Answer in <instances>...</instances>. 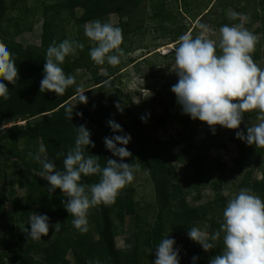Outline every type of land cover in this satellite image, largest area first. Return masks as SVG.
I'll return each mask as SVG.
<instances>
[{
  "label": "rangeland",
  "instance_id": "rangeland-1",
  "mask_svg": "<svg viewBox=\"0 0 264 264\" xmlns=\"http://www.w3.org/2000/svg\"><path fill=\"white\" fill-rule=\"evenodd\" d=\"M16 1L21 7L20 1ZM23 1L28 12L31 9H42L43 6L54 4L59 0ZM147 1L149 0H144L139 5L130 4V2H119V4L108 8L107 17L101 21L102 23H111L114 27L122 29L123 43L121 47L125 51L126 57L121 58L118 72L108 74V71L101 68L96 75L83 69L72 73V76L76 79L74 87L83 89L85 91L83 95L87 97L92 105L99 106L109 113L108 118L105 119V126L109 131L105 133L104 138L97 142L95 147L97 152L94 156L96 157L106 150L104 145L106 137L111 138L113 135L127 134L131 136V143L138 131L143 133L149 143H166L169 145V139L178 141L179 144L173 148L171 147V152L174 154L184 149L183 141L189 136L192 128L194 129V137L191 138V142L195 147L201 146L204 140L214 136L217 138L215 142L223 145L222 148L217 147L209 150L205 155V159L210 166H223V170L226 172L223 176L221 194L223 197L232 199L236 195L233 193L237 190L236 186L242 180V176L229 177L227 172L234 167V162L238 158L237 144L233 141L232 134L225 132L224 128L220 126L215 127V134H213L212 131L208 132L206 124L198 120L193 121L182 114V109L176 115L171 112V88L178 82V77L175 73V59L171 62L169 59H164V56L170 54L178 46L180 38L184 34H191L193 38L199 35V29L196 27L198 23L211 26L216 32V35L211 36V38L216 39L220 27L240 23L239 20L230 18V12L235 11L249 17L244 26L260 37L252 57L258 55L259 59L255 62L264 69V25L261 21L262 17L264 18V0H170L165 3L164 9V13L170 17L169 23H162L157 18L153 20L154 10L149 7ZM118 11L121 13H118ZM82 14V9L74 10L76 19H79ZM60 18H65L62 23L65 24L67 34H69L68 37H71L74 34L71 30L74 22L72 17L66 13ZM88 24L89 22L85 26ZM179 26L183 27L184 32L174 43L171 34ZM49 27L48 22L40 20L33 27L27 29L25 33L16 37L15 42L24 48L28 46L47 48L53 43ZM44 28L47 32L46 37L42 35ZM106 81L107 83H105ZM77 92L67 102L68 107H72L73 110H77L82 105V101L79 100L80 92ZM117 104L123 108L122 113L117 110ZM45 117H49V114L40 115L30 120H13L0 126V131L8 129L14 124L21 128L27 124L34 125L39 121L41 122ZM142 118L144 122H142ZM110 120L118 123L123 132L113 133L108 126ZM257 123H259L258 119L256 120ZM68 133L71 139L70 131ZM42 147L45 149L42 142L34 147L29 141L19 139H12L3 147H0V195L3 199L4 209L3 216H0V234L6 232L7 240L10 238H13V240L18 239L16 248L13 249L22 252L30 250L37 261L42 260L41 252H36L38 249L59 241L60 246L69 245L65 255V263L62 264H76L77 258L73 257L71 253L73 250H70V248H75L77 257L83 260L84 263L87 261L93 264L89 258H85L87 257L85 251L90 250L99 240L98 227L95 222L98 220L96 219L98 209L93 207L89 210V224L86 233L81 234L73 227V217L65 211L63 205L67 200L66 194H62L57 189L49 197V185L47 181L39 176V165L41 166V164L34 157L39 156L42 160L49 159L46 149L44 152L40 151ZM26 150L31 153V156L28 154V157L33 160L32 162L24 158ZM253 152V150L250 151V153ZM33 163L36 166L32 167ZM133 168L136 169L134 181L120 191L116 201L118 198L126 196L132 203L139 206L133 215L124 218L123 225L120 226L114 217V204L110 205L112 229L115 235L114 246L117 250L124 248V240L126 239H129L131 244L137 245L135 241L136 233H138L137 229L142 228L145 225L143 223H150L154 219V212L152 211L155 206L153 182L146 171L138 166H133ZM255 168L252 177L259 180L261 176L258 167ZM172 169L178 180L183 183L187 176L184 167L181 164L174 163ZM20 181L26 182L23 188L19 185ZM59 193H61V200H57V194ZM28 196L35 197L40 201V204H29ZM211 199H213V193L208 189H204L189 194L185 201L188 205L196 207ZM60 201L63 204H59ZM23 213H25V216L28 215V219L17 222L16 219L22 217ZM32 214L47 215L49 217V234L45 237L44 244L39 241H30L27 236V230H30L28 223ZM176 221L179 223L173 224L170 230L172 235L179 240L180 235L184 233L183 231L190 226L188 214L179 215ZM194 221L198 229L206 232L207 225L202 217L196 216ZM56 224H60L58 231H55L54 226ZM139 249L141 248L139 247ZM99 264L103 263L99 262Z\"/></svg>",
  "mask_w": 264,
  "mask_h": 264
},
{
  "label": "trees",
  "instance_id": "trees-1",
  "mask_svg": "<svg viewBox=\"0 0 264 264\" xmlns=\"http://www.w3.org/2000/svg\"><path fill=\"white\" fill-rule=\"evenodd\" d=\"M19 1L21 7H19L16 0H0V43H3L13 54L19 74L15 85H9L5 82L9 89L10 98L7 101L0 99V126L13 120H30L44 114H49V117H45L41 122L39 121L40 123L37 122L34 125L27 124L21 128L14 124L8 129L0 131V147H3L4 144H7L12 139L27 140L34 147L39 142H42L49 159L54 161L58 170H63V160L75 144L76 132L74 128L78 129L81 125L86 126V129L91 133V141L96 147L97 142L104 138L105 133L109 131L105 126V119L108 118L109 113L99 106L92 105L87 100L86 104H82L77 110H73L72 120L70 121L67 118L66 109L69 108L67 102L78 93L74 86L69 87L63 96H56L54 93L47 92V90L40 92L46 51L50 45L47 48L29 46L24 48L15 42V38L25 33L27 29L33 27L40 20H44L49 23V32H51L52 41H55L56 44L69 39L84 45L82 51L78 50L77 55L74 57H67L64 64L61 65L66 75H72L73 72L80 69L91 72L94 75L101 68L108 71V74L110 72H118L120 64L117 66H110L107 63L96 65L91 60L89 51L94 44L85 36L84 26L86 23L97 19L102 21L107 17L108 8L119 4V2H130V4L139 5L144 0H59L54 4L43 6L42 9H31L28 12L25 8V2L23 0ZM169 1H147L149 7L154 10L153 20L157 18L162 23L170 22V17L164 13L165 3ZM78 8L83 10V14L79 19H76L74 10ZM66 13L74 21H72L73 29H71L74 34L71 37H68L69 34H67L65 24L62 23L65 18H60ZM118 13L121 12L118 11ZM261 21L264 25L263 17ZM183 32V27L179 26L175 29L174 33L171 34V39H173L174 43L181 37ZM46 33L44 28L43 37H46ZM174 51L175 49L170 54L165 55L164 59H169L173 62L175 59ZM252 58L254 62L259 59L258 55ZM171 96L170 110L176 115L181 111V107L177 104L175 95L171 93ZM77 113H81L82 116L78 117ZM128 113L132 115L130 112ZM256 120V113H246L239 129H224L225 132L232 134L233 141L238 147V158L234 162V167L227 172L229 177L242 176L241 182L237 186L235 185L237 190L233 192L234 194H238L241 189L247 188L264 199V147H257L254 144L248 145L236 138L237 131L246 135L247 127L255 125ZM183 123L189 124L187 122ZM206 129L208 132L211 131L208 126ZM193 130L191 128V133L183 141L184 149L174 154L171 152V147L173 148L179 144L178 141L169 139V145L166 143H149L143 133L138 131L134 140L127 147L132 156L123 162L138 166L146 171L153 182L155 206L152 211L154 212V219L150 223H143L145 225L137 229L138 233H136L135 239L137 245L131 244L129 239H126L124 240V248L117 250L114 246L115 235L112 229L111 207L110 205L105 206L102 204L96 206L98 209L96 219L98 220L95 222L98 227L99 240L90 250L85 251V255H87L85 258H89L93 264L97 261L103 264H153L156 259L155 248L167 235V239L175 240V247L179 249V264H192L193 257L197 258L196 264H210V260L221 253L223 249V233H221L220 239L214 242L215 248L208 252H204L187 235L189 229L196 227V222L194 221L196 216L202 217L207 225L205 233L211 235L219 231L223 222V210L231 199L230 197H223L221 194L223 176L226 172L223 170V166H210L205 159V155L209 150L223 147V145L217 144L215 142L217 138L214 136L204 140L201 146L195 147L191 142V138L194 137ZM68 131L72 135L71 139ZM95 147L87 148L86 152L94 156L95 152H97ZM251 150L254 152L250 153ZM28 152V150L24 152V158L32 162L33 160L28 157V154H30ZM32 154L34 155L33 152ZM96 157L100 159L102 167L105 166L108 159H117L107 150L102 151ZM174 163L181 164L187 172L183 183L173 173L172 165ZM31 166L34 167L36 165L33 163ZM256 166L261 176L259 180L252 177ZM39 168V172H41L42 167L40 165ZM98 182L99 176L82 177V183L87 185ZM25 183L20 181L19 185L23 188ZM204 189H208L213 193V199L196 207L186 203L185 198L189 194ZM28 198L31 205L40 204V201L35 197L28 196ZM61 199V193L57 194V200ZM138 206L126 196L117 199L114 204V217L120 226L123 225L124 218L133 215ZM183 213L188 214L190 226L183 231L184 233L177 240L172 235L170 227L179 223L176 220ZM3 214V199H1L0 195V216H3ZM24 214L22 217H18L16 221L23 222L28 219V215L26 214L27 216H25ZM5 233L0 234V264L65 263V255L69 245L60 246L59 241L50 246L45 245L44 248L36 251L42 254V260L37 261L30 250L22 252L21 250L13 249L16 248L18 239L13 240V238H10L7 240ZM41 239L42 241L39 242L44 244L43 241L46 238L44 237L43 239L42 237ZM70 250H73L71 252L73 257L77 258L76 264H90L87 261L84 263L83 260L77 257L75 248H70Z\"/></svg>",
  "mask_w": 264,
  "mask_h": 264
},
{
  "label": "clouds",
  "instance_id": "clouds-1",
  "mask_svg": "<svg viewBox=\"0 0 264 264\" xmlns=\"http://www.w3.org/2000/svg\"><path fill=\"white\" fill-rule=\"evenodd\" d=\"M230 18L240 23L220 27L216 39L211 38L216 35L215 30L203 23L196 25L200 34L195 38L191 34L180 38L174 51L178 82L172 86L171 92L182 114L206 124L213 134L216 126L237 130L246 113H256L259 123L247 127L246 135L237 131L236 138L248 145L264 147V69L252 58L260 37L244 26L248 16L232 11ZM84 34L94 44L89 56L96 65L107 63L117 66L121 58L126 57L121 47V28L97 19L85 26ZM83 48L84 45L75 40L65 39L59 44L53 41L46 51L40 92L47 90L56 96H63L69 87L76 85L75 77L66 75L61 65L67 57L76 56ZM18 78L13 54L0 43V99L7 101L10 98L5 82L15 85ZM77 91L80 92L81 104H86L85 91L79 87ZM116 108L122 113L121 105L117 104ZM66 114L71 121L73 108H67ZM76 115L82 116L81 113ZM108 126L113 133L123 132L115 121L110 120ZM74 130L75 147L63 160V170H58L53 160H42L39 156L34 159L42 166L39 176L49 185V197L57 189L66 194L65 211L73 217V227L84 234L88 231L89 210L101 204H115L120 191L134 181L136 169L132 164L123 162L132 156L127 150L130 135H113L104 139L106 150L117 159H108L102 167L100 159L86 152L87 148L95 147L90 131L84 125ZM40 151L45 149L42 147ZM92 176H99V182L92 185L82 183V177ZM28 225L30 241H42L41 238L49 234L47 215L32 214ZM54 227L58 231L60 224ZM221 233L223 249L210 260V264H264V199L250 189H241L227 202L219 231L211 235L197 227L187 231L188 238L204 252L215 248L214 242L220 239ZM166 237L155 248L153 264H179V249L175 247V240ZM196 260L193 257L192 264H196Z\"/></svg>",
  "mask_w": 264,
  "mask_h": 264
}]
</instances>
